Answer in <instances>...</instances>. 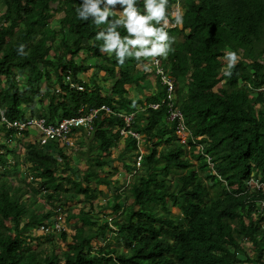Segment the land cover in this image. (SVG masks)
I'll list each match as a JSON object with an SVG mask.
<instances>
[{"label": "trees", "instance_id": "1", "mask_svg": "<svg viewBox=\"0 0 264 264\" xmlns=\"http://www.w3.org/2000/svg\"><path fill=\"white\" fill-rule=\"evenodd\" d=\"M175 1L166 6L169 21ZM81 3L0 0V110L6 119L41 117L54 124L77 115L80 108L86 112L104 104L114 111L99 110L88 135L72 130L87 141L71 147L78 145L81 169H73L70 150L55 141L39 145L23 131L24 180L13 148L0 143V264L263 263L262 217L250 212L252 199L264 193L257 191L245 201L254 191L244 181L252 176L264 184V89L258 90L264 86V0H181L183 24L166 29L180 39L161 56V64L174 79V103L190 133L185 143L176 141L175 122L166 120V103L147 106L166 94L159 75L144 70L145 58H128L120 65L114 53H102L103 41L96 34L106 25L78 19ZM143 7L138 0V8ZM117 10L122 11L120 5ZM118 18L109 16L110 21ZM117 31L127 35L123 28ZM226 49L238 57L231 69L223 61ZM81 55L83 61L76 62ZM66 76L82 89L69 88ZM152 77L155 87L144 88ZM122 113H133L127 128L141 136L138 168L133 167L136 140L119 134ZM0 132L8 136L11 131L0 127ZM112 149H117L116 167L107 164ZM178 169L183 173L177 174ZM118 170L130 174L123 188L112 177ZM15 174L21 177L19 185L8 179ZM172 176L173 187L167 185ZM110 187L111 200L93 206ZM40 192L53 208L80 204L64 217L74 220L72 233L30 234V228L47 226L53 215L28 201ZM124 192L130 201L123 205ZM55 234L65 246L58 252L52 244ZM42 238L47 250L29 243Z\"/></svg>", "mask_w": 264, "mask_h": 264}, {"label": "clouds", "instance_id": "2", "mask_svg": "<svg viewBox=\"0 0 264 264\" xmlns=\"http://www.w3.org/2000/svg\"><path fill=\"white\" fill-rule=\"evenodd\" d=\"M179 1L181 2V0H176L169 10V14L171 18H173V21H169L168 15L166 14V6L168 5V0H143V5H144L143 11H141L138 8V0H82L80 6L77 7L76 9V15L78 19L83 21H88L91 18L92 22L97 26L106 25L105 28H102L96 34V39L103 41L100 51L102 53H107L109 55H112L114 53L115 58L120 65H123L125 60L128 58H133L139 62L141 61L142 58L147 59L152 57L151 61L147 59V63H145L146 65H144V70L152 71L154 75H159V79L161 83V78H160L161 75L159 73H155L154 66L152 64V59L154 57H158L160 61L159 68L161 69L162 73L165 76H168L170 78L173 87L174 79L171 75L168 74V72H166V70L162 68L161 58L167 56L168 52L171 50V43L174 42V38L169 37L166 29L173 27L175 25L179 26L183 24V13L181 11V3H179ZM117 5H120L122 8V11H119L118 13L119 18L110 21L109 20L110 15H117V13L114 12V9ZM170 11L172 12V14L170 13ZM153 21H155L156 24H162V27L158 28L154 26L152 23ZM118 28H123L127 32V35L122 37L120 32L117 31ZM23 49H24V45H20L18 49L20 54H23ZM226 59L228 61V68L231 69L232 67L235 66L238 57L235 52L228 51L226 52ZM225 75L230 76L231 72L230 71L225 72ZM150 80H153V78ZM260 89H264V86H262L258 90ZM166 93H167V85H166ZM172 94L174 96L173 107L179 110V108L174 103L175 95L173 91ZM160 104H165V103H160ZM128 114H132L133 116V113H128ZM166 120H167V115H166ZM182 120H183V116H182ZM171 122L174 121L172 120ZM186 129L188 132L187 134L188 136L190 134L189 129L188 127H186ZM140 141H141V136H140ZM196 145L199 146L200 150L202 149V144L197 143ZM138 147L139 144L137 145V151H138V156L140 158V155L143 151L139 149L141 151L139 152ZM205 158L208 165L210 163L211 165L209 166L212 167V163L210 162L209 157L205 155ZM138 161L139 160L136 159L135 162L133 163V166L137 165L138 167ZM211 171L214 173L213 170ZM128 175L130 176V174ZM249 178H254V177L250 176ZM249 178H247L244 181L245 184ZM258 182L264 186L262 182L260 181ZM246 185L249 188L248 191H254V192L250 196L245 197V201L256 196L257 191H259L260 194L264 193V191L256 189L253 186L251 187L248 184ZM258 199H264V197H255L252 199L254 205L252 211H255V207L257 206L256 202L258 201ZM257 215L259 214L257 213L255 216L252 215L251 216L256 217Z\"/></svg>", "mask_w": 264, "mask_h": 264}, {"label": "built area", "instance_id": "3", "mask_svg": "<svg viewBox=\"0 0 264 264\" xmlns=\"http://www.w3.org/2000/svg\"><path fill=\"white\" fill-rule=\"evenodd\" d=\"M159 62L160 61L158 57H154L152 59L155 73H159L161 75V83L167 85V93L165 97L160 101V103H166L168 105L167 120H173L175 122L174 132L177 136V140L178 142L185 143L188 132L186 126L183 123L180 111L177 108L173 107L174 96L172 94V81L168 76H165L162 73L161 69L159 68ZM64 83H66L69 88H75L78 90L82 89V87H80L79 85L72 83L68 76L64 78ZM160 103H150L147 106L152 109H156L160 105ZM99 110H103L108 114L114 113L111 108H109L107 105L102 104L98 108H91L86 112H84L80 108L77 115L68 118H62L57 123L53 124L46 123L45 120L41 117H26L22 120H9L4 117L2 111L0 110V127H3L5 131H11L8 136H5L0 132V143H4L7 146H10L13 138H16L15 140H19L21 143L22 132L27 131L30 139L36 140L39 145H44L47 142L55 141L57 142L58 146L66 150L74 145V143L76 142L74 136L79 134L77 132H73L72 130L81 129V132L83 131L84 133L89 134L91 131V119ZM119 115H121L124 122V127L119 129V134L122 136H131L136 140V143L138 145L140 141L139 133L127 128L130 120L132 119V114ZM31 131H33L35 135H30ZM18 148H20V146H18ZM139 152L141 151L139 150ZM136 159L139 160V156ZM209 165L211 164L209 163ZM246 184L264 191V186L254 178H249ZM256 205L257 206L255 207V211H251V215L255 216L258 213L262 216L260 227L264 230V199H258ZM51 211H53V215L49 218L48 225L38 226L41 234H47L50 232L58 233L65 230V219L63 213L61 212L60 206L54 208L52 207ZM261 264H264V261Z\"/></svg>", "mask_w": 264, "mask_h": 264}, {"label": "rangeland", "instance_id": "4", "mask_svg": "<svg viewBox=\"0 0 264 264\" xmlns=\"http://www.w3.org/2000/svg\"><path fill=\"white\" fill-rule=\"evenodd\" d=\"M179 3H181L180 1H179ZM117 12V14L119 13V11L117 10L116 11ZM170 13L172 14V12L170 11ZM51 26L54 28V29H57V25L55 24V22L54 21H52L51 22ZM170 38H174V41H178L179 39H180V37L178 36V35H176V36H169ZM226 52H228L229 50L228 49H226L225 50ZM51 54V53H50ZM82 57V55L80 56V57H78V58H75V61L76 62H80V61H83V60H81L80 58ZM151 58L152 57H150V58H147V59H149L150 61H151ZM261 59V58H260ZM223 61H226L227 62V59L226 58H224V60ZM88 62V61H87ZM93 63L92 62V60H89V62L88 63ZM147 63V61H143L142 62V64L143 63ZM144 63V64H145ZM150 63V62H149ZM137 69H139L140 67H141V63H137L136 64V66H135ZM90 71V70H89ZM92 71H90V73H91ZM80 75V74H79ZM99 75H101V74H98L97 76H96V80H97V82L98 83H101V78L102 77H99ZM104 76V75H103ZM81 78H86L85 76H81ZM153 78V77H152ZM16 81H17V83H21V78L19 77V76H16ZM150 81V82H149ZM146 83H144V88L145 87H148L149 86V88L151 87V88H153V87H155V85H154V82H153V80H147V81H145ZM109 81H106V83H105V86L106 87H108L109 86ZM20 86H21V84H20ZM216 86H218V84H216ZM129 87V86H128ZM129 91H130V94H131V96H133V97H137V92L135 91V90H133V89H129ZM86 135H88L87 133H85ZM30 135H35V133L33 132V131H31L30 132ZM82 136V137H81ZM81 136H79L78 134L76 135V136H74L75 137V140H76V142L78 141V140H80L81 141V143L80 144H82V145H87V141L84 139V137H83V135H81ZM16 138H13L12 139V142H11V145L10 146H8L7 147V149L10 151L12 148H13V151H14V155H15V158H16V164L19 166V171H21L20 172V174H21V176L24 178V180H25V177L24 176H28V173H27V170H26V168H25V165L22 163V161H21V159H22V155H23V151L21 150V148H18V146H19V144H20V141L19 140H15ZM84 142V143H83ZM16 144H18V145H16ZM84 147V146H83ZM163 148L165 149V146L163 145ZM139 149L141 150V151H143V144H142V141H140L139 142ZM66 150H70V153H71V156H72V164H73V169H81L82 167H84V164H83V159H82V154L81 153H79V154H81V155H76V151L78 150V145L76 144L75 146H74V148H69V149H66ZM116 154H117V149H112V150H110V158H109V162H107V164L108 165H111V166H114V167H116V166H118V162L116 161V160H114V157L116 156ZM9 157V156H8ZM125 161H127V160H125ZM129 163V162H128ZM194 163V162H193ZM20 164V165H19ZM133 167H137V165H134ZM138 168V167H137ZM18 171V172H19ZM176 173L177 174H179V173H183V169H178V170H176ZM114 179H116L115 181H116V187L117 188H121V186H122V188L123 187H125L126 186V183H127V181L129 180V178H130V176L128 175V173L127 172H123V171H121V170H118L115 174H113V176H112ZM18 178H21V177H18V175L17 174H15L14 176H11V177H9L8 179H9V181L11 180L12 182L11 183H13V184H18L19 185V183H20V181H19V179ZM174 176H172V180H170L169 179V181H167V185H171L172 187H173V184L175 185V181H174ZM14 182H16V183H14ZM202 183H204V181H202ZM112 187V186H111ZM108 188L109 189V191L108 192H106L104 195H102V197H99L98 199H96V200H94L93 201V206H95L96 208H98V205H102L103 204V202H104V200L105 201H110L111 200V193L113 192V189L112 188ZM232 188V187H231ZM31 201V204H33V202L34 201H36V204L35 205H37V209H39V210H42V212L44 213L45 211H51V209H52V207H51V205H50V203L48 204L47 203V201H44V197H42V194H41V192H40V194L39 195H36L34 198H30V199H28V201ZM130 201V199L128 198V196L125 194V192L124 193H122V196H121V199H120V202L124 205L125 203H128ZM75 202H76V200H75ZM75 202H72V203H75ZM28 203H30V202H26V204L28 205V206H30ZM70 203L71 202H67V204L66 205H61L60 206V209H61V212L63 213V215H64V217L66 216V212L69 210V209H71L70 211H72V210H76V208H78L79 206H80V204L78 205V206H76V205H70ZM36 207V206H35ZM170 210H172V208L170 207L169 208ZM107 210L108 209H105V213L104 214H106V212H107ZM177 213V212H176ZM92 215H94V216H97V217H101V213L99 212V213H96V212H94L93 210H92ZM106 218L107 219H109L110 218V216H106ZM65 222H64V231L66 232V234H68V233H72V231H73V226H74V220L73 219H70V220H64ZM30 230V234L33 236V237H43V236H45V234H41V232H40V229L38 228V226H36V227H34V228H30L29 229ZM49 238V237H48ZM53 239H52V244L54 245V248H55V251L56 252H58L59 250H62V249H65V246H64V244H63V242H61V240H60V238L58 237V235L57 234H55V235H53V237H52ZM30 244H31V246L32 247H35V246H37L38 248L39 247H41V248H43V249H48V243L45 241V239L44 238H42L40 241H30L29 242ZM102 245H104L102 242H100V247L102 246ZM247 251H248V249H247ZM252 264V263H251Z\"/></svg>", "mask_w": 264, "mask_h": 264}]
</instances>
